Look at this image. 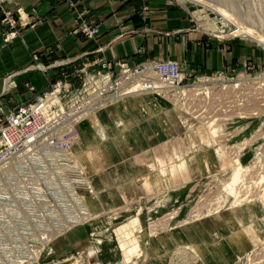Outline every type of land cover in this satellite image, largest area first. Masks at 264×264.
Listing matches in <instances>:
<instances>
[{
	"label": "rangeland",
	"instance_id": "374dc122",
	"mask_svg": "<svg viewBox=\"0 0 264 264\" xmlns=\"http://www.w3.org/2000/svg\"><path fill=\"white\" fill-rule=\"evenodd\" d=\"M9 1L0 0V6ZM62 2L72 16L70 34L94 40L98 25L89 19L87 4L81 0ZM138 6L142 18L149 14L150 7L170 10L176 26L170 30L162 26L158 31H175L173 36L178 42L188 47L192 44L194 53L202 57L206 52L218 51L224 58L223 64L205 70L201 65L198 69L186 68L174 59H154L146 50H142L143 60L131 65L102 58L98 61L108 64L113 76L124 66L133 68L145 61L176 62L188 82L200 78L209 82L208 110L201 107L205 110L203 117L193 118L197 115V103L195 97L192 103L188 102V87H179L173 95L168 94L170 89L155 95L161 99L158 107L137 103L142 109L140 113L150 115L144 118L146 125L140 126L149 143L153 144L160 135L171 134L167 142L148 150L147 144L132 141L136 136L132 134L134 127L127 130L120 120H105L101 126L94 123L90 127L80 123L72 145L77 146L75 152L87 161V166H82L83 184L77 192L92 198L96 209L93 211H97L84 224L91 226L95 221L97 226L89 236L90 248L86 251L91 262L85 259L86 253L76 251L71 259L60 263L52 245L62 238L63 232L55 236L35 264H264V45L235 33L231 35L236 23L264 36V0H142ZM21 20L26 21L24 15ZM15 24L16 18L2 12L0 30L4 42L20 38V32L15 38L8 31ZM185 34L193 42H188ZM234 49H245L247 54L232 56L229 53ZM54 51L56 48L46 51L47 63H42L37 53L31 56L34 74L46 75L52 66L59 69L57 74L48 76L45 88L42 84L46 80L37 76L32 77V83L18 85L11 76L1 79V85L6 86L0 98L7 96L6 102L0 99L2 113L28 102L36 94L62 88L63 83L65 97L69 94L70 98L79 90L81 80L65 69L75 60L60 58V64L55 65L54 57L59 55ZM99 64L95 63V70L100 69ZM83 65L86 69L80 73L95 67ZM96 141L102 146V158L108 159L98 165L93 154L92 160L86 158L88 151L95 149ZM91 164V169L100 167L98 172H109V190L96 191L87 174ZM109 165H114L118 174L111 175L113 168ZM119 200L118 210L106 207ZM94 252L99 261L93 260Z\"/></svg>",
	"mask_w": 264,
	"mask_h": 264
},
{
	"label": "built area",
	"instance_id": "2783aa9c",
	"mask_svg": "<svg viewBox=\"0 0 264 264\" xmlns=\"http://www.w3.org/2000/svg\"><path fill=\"white\" fill-rule=\"evenodd\" d=\"M143 63L133 68L124 66L116 76L109 72V65L105 63L99 64V70L93 68L87 73H80L86 69L81 65L71 72L81 80L79 90L72 93V97L69 98V94L65 97L67 91L63 83L62 88L36 94L28 102L6 113L0 110V264H25L31 261L29 254L41 246L42 238L52 232H62L64 223L71 226L70 220L76 214H82L76 196L83 184V176L79 167L69 163L66 158L75 140L72 129L75 124L72 123L85 112L110 105L117 93H122L118 87L120 82H133L139 90L152 92L153 75L170 79L172 86L168 94H175L176 88L188 87L191 91L188 102L192 103V97H195L197 103L194 110L197 115L193 114L197 118H193L199 120L198 116L203 117L205 110L201 107H207L210 100L209 82L203 78L194 83L188 82L181 67L173 61L151 60ZM86 86L91 88L89 92ZM52 92L62 101L66 112L61 120L50 119L44 125L41 102ZM35 110H40V114L36 115ZM28 146L39 148V155L27 162L19 160L29 152ZM58 167L62 169L64 178L53 172ZM43 173L53 174L55 178L36 177Z\"/></svg>",
	"mask_w": 264,
	"mask_h": 264
},
{
	"label": "crops",
	"instance_id": "0c3cea01",
	"mask_svg": "<svg viewBox=\"0 0 264 264\" xmlns=\"http://www.w3.org/2000/svg\"><path fill=\"white\" fill-rule=\"evenodd\" d=\"M141 1L128 0L123 3L119 0H81L88 6L89 19L98 25V34L94 40H87L81 36H72L70 34L73 28L72 16L65 8V3L62 0L52 2L50 0H10L0 6V20L4 11L9 12L13 18H16L15 28L8 31L11 35L14 34L15 38L19 34L17 32H20V38L6 43L0 30V81L3 78V80H6L10 78L8 76H11V78H15V84L18 85L20 82L26 81L32 83V77L37 76L46 80L44 82L45 85L42 84V88H45L48 76L57 74L59 69L52 66L46 75L41 73L34 74L31 66V56L37 53L39 60L42 63H47L46 51L51 48H56L54 54L59 55L54 57L57 58L55 62L53 61L55 65L60 64V58H72L75 60L73 65L65 68L66 70L68 69V73L83 64L95 65L96 63L98 66L100 63L98 60L101 58L106 61L125 62L130 65L138 63L144 58L142 50L148 51L149 55L157 60L174 59L186 68L198 69L201 65L202 70H205L223 64L224 58L218 51L206 52L205 57H202L200 53H194L192 44L188 47L183 42H178L177 37L173 36L175 31L164 33L158 31L161 30L162 26L168 30L176 26L173 24L176 22L174 14L170 10L167 11V9H153L150 7L149 14H145L144 18H142L138 15L140 11L138 5ZM18 10H20V14H18ZM23 15L26 21L22 22L21 17ZM185 36L188 42L192 41L193 38L191 36H188V34H185ZM98 48H101L102 51L98 52ZM244 50L234 49L229 54L232 56L247 54ZM96 65L95 67L93 66L94 69L97 68ZM5 86H2L0 82V96L4 92ZM6 97L2 96L0 98L1 101L6 102ZM124 103L123 107H109L107 111L98 112L96 116L99 126L105 120L116 119L128 127L127 130L130 127H134L132 134L136 136L132 141L135 144H147L146 150L155 148L160 143L167 142L170 139L171 134L166 137L160 135L159 139L154 138L153 144L149 143L145 139L144 133L140 130V126L146 125L147 120L144 118L150 117L149 112H146L147 114L145 113V115L140 113L142 109L133 100H125ZM100 146V142L96 141L94 146L95 149L97 147L98 154V158L95 159L96 165L101 160H108L107 158H102L99 150ZM138 148L140 147L138 146ZM142 148L145 150L144 147ZM92 150L94 149H90L88 152L91 154ZM105 161L102 163H105ZM109 166L113 168L112 173L117 172L114 165ZM107 167L108 165L106 164L105 169ZM91 168L92 164L86 170L96 191L109 190L111 187L107 183L108 176H110V174L107 175L109 172H98L100 167L97 169ZM135 173H137V170ZM100 174L101 176H99ZM119 206H121L120 200L116 203L113 201V204L106 207L117 208L116 210H118ZM94 222L92 224L94 226L84 225L73 228L65 233L62 238L56 240L52 246L55 248L54 255L56 254L60 263L67 262L76 251H80L81 254L86 253L90 248L88 247L91 239L89 236L97 228L96 222ZM96 248L94 247V250ZM95 255L96 257L93 260L99 261L100 259H96L98 258L97 252H94ZM89 257L90 254H87L85 259L90 263Z\"/></svg>",
	"mask_w": 264,
	"mask_h": 264
},
{
	"label": "bare ground",
	"instance_id": "6f19581e",
	"mask_svg": "<svg viewBox=\"0 0 264 264\" xmlns=\"http://www.w3.org/2000/svg\"><path fill=\"white\" fill-rule=\"evenodd\" d=\"M221 16L231 21V19L228 16L223 15V14H221ZM233 24H234V30L232 31L231 35H233L235 33V34H237V36H239L243 39L258 43L260 45H264V36L263 35L256 32L255 30L244 27L242 25H237L236 23H233ZM146 68L150 70V67L147 66ZM153 78L154 79H153L152 84H151V86L153 87L152 92L139 90V87L137 85H135L133 82H128V83L120 82L118 84V87H119V91H121L122 93H117V96H116V98L121 97L120 100H117L115 103H112V105L108 106V107L101 106L103 108L100 107L99 110L97 109V112H95L96 110L95 111H88V112H85L83 115L75 118L74 122L72 123L75 125L73 126L72 129L75 131L76 127L80 123L88 125V127L92 126L94 123H98V118L96 116V114L98 112H101L104 110L107 111V108H109V107H115V108L120 107V106L123 107L125 105V103H124L125 100H133V101H135L136 104L139 103L144 107H149V108L158 107L159 105H161L160 104L161 101L159 103V100H161V99H158L157 97H155V95L162 94L164 91H167L168 89H170V86H172V85H171L170 79H163L158 75H153ZM86 89L88 92L91 90V88H86ZM176 89L178 90V88H176ZM156 93H159V94H156ZM149 94H152V95H149ZM41 104H42V109H43L41 116L43 118L44 125H46L47 121L50 119L55 118L56 121L61 120V117H63V114L66 112L64 106L62 105V101L59 100V97L57 96V94L55 92H52L51 94L47 95L45 97V99L41 102ZM52 108L54 109V111H52ZM48 112H50V113H48ZM35 114L39 115L40 110L39 111L35 110ZM72 124L68 125L67 127L71 126ZM74 134H75V132H74ZM1 148H2V144L0 143V150H1ZM76 148H77V146L75 144L71 145V152L66 154V158L70 161L69 163H71L75 166H78L79 169L81 170L82 168H84L82 166H85V167L87 166V161H82V159H80L79 156H77V154L75 152ZM28 149H29V152L27 154L23 155L19 160L27 162L32 157L39 155V151H40L39 148H35V147L31 148L30 146H28ZM41 150H45V149H41ZM92 154H93V158H95V159L98 158L97 149L92 150L91 154H86V158H88L89 160H92V159H90V157H92ZM61 170L62 169L58 167V168L54 169L53 172L59 173L60 176L62 178H64ZM84 172L85 171H83V174H85ZM30 174L33 175L31 171H30ZM113 174H118V173L115 171V173L113 172L111 175H113ZM45 176L46 177H52L53 179L55 178V176L53 174L48 175V173H43V174H40L36 177L39 178V177H45ZM28 179L29 178H23V180H28ZM32 181H35V180H29L28 182H32ZM16 196H18V195H16ZM76 197H77L76 199L79 201V203H77V206H78L79 210L82 212V214H79V215L76 214V217H74L72 220H70V222L72 224L71 226L64 223L65 229L62 232H59V231L52 232L54 234L50 233L49 235H46L44 238H42V240H40L41 246L39 245L37 250H32L30 252L29 256L31 257V261H28L25 264H35L39 260L41 255L46 252V249L48 248L47 246L54 240L55 237L53 235H56L59 233L61 234L63 232L66 233L69 230H71L72 228L84 225V224H86V222H88L94 218L95 213L97 211H93V209H95V206L93 204L94 202L92 201V198L82 197L79 192H78ZM101 211L102 210L100 209L98 212L100 213Z\"/></svg>",
	"mask_w": 264,
	"mask_h": 264
}]
</instances>
